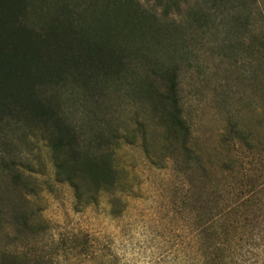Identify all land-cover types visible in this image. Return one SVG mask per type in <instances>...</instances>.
I'll return each mask as SVG.
<instances>
[{"label":"rangeland","instance_id":"rangeland-1","mask_svg":"<svg viewBox=\"0 0 264 264\" xmlns=\"http://www.w3.org/2000/svg\"><path fill=\"white\" fill-rule=\"evenodd\" d=\"M89 1L34 0L28 18ZM210 2L168 9L183 124L112 87L64 106L111 138L92 151L112 184L78 179V201L41 129L0 125V264H264V3Z\"/></svg>","mask_w":264,"mask_h":264},{"label":"trees","instance_id":"trees-1","mask_svg":"<svg viewBox=\"0 0 264 264\" xmlns=\"http://www.w3.org/2000/svg\"><path fill=\"white\" fill-rule=\"evenodd\" d=\"M234 1L209 0L224 7ZM163 3L159 16L156 4ZM179 4L180 0H90L79 10L63 3L53 14H40L30 22L34 0H0V125L41 129L57 175L73 186L78 201V179L89 177L100 186L112 184L113 176L110 154L92 151L106 147L111 138L94 124L84 131L66 114L64 106L72 101L74 89L86 102L105 95L109 87L125 89L145 101L154 118L172 116L183 124L179 68L161 56L173 45L171 35L179 34L167 21L168 9H178ZM229 131L233 138L247 140L241 131Z\"/></svg>","mask_w":264,"mask_h":264}]
</instances>
